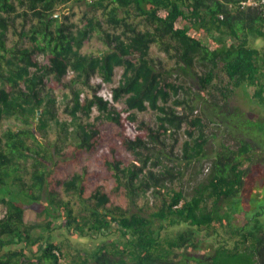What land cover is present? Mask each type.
Masks as SVG:
<instances>
[{
  "label": "trees",
  "instance_id": "16d2710c",
  "mask_svg": "<svg viewBox=\"0 0 264 264\" xmlns=\"http://www.w3.org/2000/svg\"><path fill=\"white\" fill-rule=\"evenodd\" d=\"M238 1L0 0V264H185L199 246L208 251L192 257L199 264H264L258 215L247 227L230 214L250 165L264 160L256 143L264 140V13ZM94 35L103 49L82 53ZM54 83L74 94L62 147L40 135L54 118ZM238 90L262 116L229 104ZM10 120L15 129L3 127ZM127 124L140 133H126ZM204 162L189 192L173 186L181 166ZM120 189L128 207L116 202ZM148 191L153 204L143 210L136 200ZM35 206L43 218L26 223Z\"/></svg>",
  "mask_w": 264,
  "mask_h": 264
},
{
  "label": "rangeland",
  "instance_id": "374dc122",
  "mask_svg": "<svg viewBox=\"0 0 264 264\" xmlns=\"http://www.w3.org/2000/svg\"><path fill=\"white\" fill-rule=\"evenodd\" d=\"M73 13L74 15L72 16L73 21H78V18L80 16V8L79 6H75L73 8ZM7 39H8V44L10 45L11 42L13 41L14 37L12 34L9 32L7 34ZM100 49H103V46L101 45V42L97 39V37L94 35L90 41L88 42L87 45H85L82 49L81 52L84 54H90V53H97ZM152 54L154 57L159 56V57H164L163 53H158L156 51V48H152ZM41 59V57H39ZM172 65V62L167 61L166 68H169V66ZM122 73V68L116 67L114 69L112 81L110 83L105 84V89L101 92V95L109 99L111 96L110 90L113 89L118 85V82L120 80ZM100 79L98 78V81ZM196 89L195 86H192V91ZM198 89V88H197ZM43 94H47L46 90H42ZM73 91L70 90V88H65L61 84L54 83L52 85V88L50 89V99L53 100V103L50 105V108L52 109L51 111L54 113V118L50 117H45V128L40 131V135H42L44 141L47 144L50 145H59L62 147L63 145H67L68 139L71 138V133L73 131L74 125H72V122L70 120V115L67 112V109H69L72 106L73 102V97L74 94L72 93ZM42 94V95H43ZM88 95L87 90H83L81 93V98L83 96ZM230 105H233L237 108H239L241 111H244L248 117L256 119V113L259 114V116H262L263 111L260 110V108L254 106V103L250 100V95H248L244 90H238L236 93L233 95V97L230 99L229 102ZM199 113V111H198ZM197 113V114H198ZM196 114V113H195ZM97 115V112L95 110L92 111V114L90 116L89 121L92 120L94 116ZM153 112L152 111H147V113L144 114L146 117H152L153 118ZM41 117V109H38L37 111V116L36 118ZM68 123L70 124L69 126H66V131L61 130L60 124L56 123ZM4 128H13L15 129L16 124L13 120L6 121L4 122L3 125ZM242 128V127H241ZM126 133H132L134 135L139 134L140 132L136 130L134 125H128L127 124V130ZM186 140L185 136L180 132L179 134V143L178 146L175 150V154L177 157L180 156V147L183 141ZM257 140V139H256ZM262 150H264V140L261 138L257 140L256 142ZM215 146V145H214ZM211 142L207 144V151L211 150L214 148ZM70 147L65 148L64 150H69ZM89 159V157H84L82 161H86ZM58 161V160H56ZM264 160L260 162L261 164H256V165H250V170H249V178L246 181L245 186L242 188L239 198L235 199V203H233L231 206H233V209L231 210L230 214L232 218L234 219L235 224H242L245 219L249 222L247 223V227H251L253 221H255L256 215H258L259 219V224L261 227L264 228ZM60 164H63L67 170H72V163H68L66 160L61 162ZM209 168V165L204 162L202 163V166H189L188 168H185L184 166H181V170H183V176L181 179H176L173 182L174 187H181L185 191L189 192L198 181L202 180L204 176L207 173V170ZM89 171H92V168L89 169ZM89 183L92 185L94 183V178L89 177L88 178ZM168 184H170L168 182ZM172 184L168 185L171 186ZM105 190L106 192H110L114 186H115V181L113 178L108 180L106 183H104ZM120 195L116 197V202L123 206V207H128V200L125 198L124 194H122V189H120ZM153 204V196L148 191L144 195H140V197L136 200V205L137 207L145 210L150 207V205ZM222 211L228 206L227 202L222 203ZM133 211L136 210L135 207L132 209ZM247 210V213L243 217L242 214H240V211H245ZM43 218V215L41 214V211L38 209V207L34 208H28L25 213H24V221L26 223H34L40 219ZM61 234V235H60ZM65 233L64 231L57 230L56 234L54 235L56 238L64 237ZM77 238V239H76ZM71 241L73 244H78L79 240L77 236H70ZM84 242L83 246L91 247L93 246L94 242H89L88 239H83ZM188 255L187 259L185 261V264H199L198 262H194L192 257H202L206 256L208 254V251L204 249L203 246H199L197 251L194 250H188Z\"/></svg>",
  "mask_w": 264,
  "mask_h": 264
},
{
  "label": "built area",
  "instance_id": "2783aa9c",
  "mask_svg": "<svg viewBox=\"0 0 264 264\" xmlns=\"http://www.w3.org/2000/svg\"><path fill=\"white\" fill-rule=\"evenodd\" d=\"M238 6L240 8L244 7H258L264 13V0H239Z\"/></svg>",
  "mask_w": 264,
  "mask_h": 264
}]
</instances>
